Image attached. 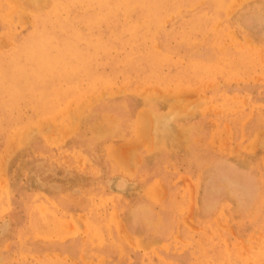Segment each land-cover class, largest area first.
Masks as SVG:
<instances>
[{
	"label": "rangeland",
	"instance_id": "rangeland-1",
	"mask_svg": "<svg viewBox=\"0 0 264 264\" xmlns=\"http://www.w3.org/2000/svg\"><path fill=\"white\" fill-rule=\"evenodd\" d=\"M103 1L0 0V264H264V0Z\"/></svg>",
	"mask_w": 264,
	"mask_h": 264
},
{
	"label": "bare ground",
	"instance_id": "bare-ground-1",
	"mask_svg": "<svg viewBox=\"0 0 264 264\" xmlns=\"http://www.w3.org/2000/svg\"><path fill=\"white\" fill-rule=\"evenodd\" d=\"M102 1H103V0H102ZM103 2H104V1H103ZM106 2H107V0H106ZM118 2H119V1H118ZM229 2H230V1H229ZM229 2H228V3H229ZM116 3H117V2H116ZM159 3H160V2H159ZM219 3H220V2H219ZM224 3H225V1H224ZM228 3H227V4H228ZM106 4H107V3H106ZM139 4H140V3H139ZM225 4H226V3H225ZM83 5H84V4H83ZM101 5H102V4H101ZM103 5H104V4H103ZM184 5H185V4H184ZM193 5H194V4H193ZM228 5H229V4H228ZM106 6H107V5H106ZM111 6H112V5H111ZM134 6L136 7L137 5L135 4ZM138 6H139V5H138ZM160 6H161V4H160ZM226 6H227V5H226ZM70 7H71V6H70ZM115 7H116V6H115ZM123 7H125V5H124ZM142 7H143V5H142ZM165 7H166V5H165ZM65 8H66V7H65ZM145 8H146V7H145ZM154 8H155V7H154ZM222 8H224V7H222ZM132 9H133V6H132ZM140 9H141V8H140ZM152 9H153V8H152ZM213 9H214V8H213ZM218 9H219V8H218ZM74 10H75V9H74ZM118 10H119V9H118ZM141 10H142V9H141ZM148 10H149V9H148ZM150 10H151V9H150ZM153 10H154V13H155V9H153ZM183 10H184V9H183ZM59 11H60V10H59ZM78 11H79V10H78ZM78 11H77V12H78ZM93 11H94V10H93ZM133 11H134V10H133ZM143 11H144V10H143ZM207 11H208V10H207ZM213 11H214V10H213ZM67 12H68V11H67ZM147 12H148V11H147ZM219 12H220V11H219ZM223 12H224V11H223ZM94 13H95V11H94ZM96 13H97V12H96ZM131 13H133V12H131ZM150 13H151V12H149V14H150ZM197 13H198V12H197ZM203 13H205V10H204V12L202 11V14H203ZM146 14H147V13H146ZM152 14H153V13H152ZM71 15H72V14H71ZM71 15H70V16H71ZM187 15H188V14H187ZM194 15H195V14H194ZM197 15H198V14H197ZM207 15H208V13H207ZM214 15H215V14H214ZM78 16H79V15H78ZM121 16H122V15H121ZM127 16H128V15H127ZM129 16H130V15H129ZM191 16H192V15H191ZM200 16H202V15H200ZM203 16H204V15H203ZM203 16H202V18H203ZM215 16H216V15H215ZM215 16H214V17H215ZM76 17H77V16H76ZM205 17H206V16H205ZM66 18H67V17H66ZM129 18H130V17H129ZM142 18H144V17H142ZM159 18H160V17H159ZM194 18H195V17H194ZM198 18H201V17H198ZM198 18H197V19H198ZM216 18H217V17H216ZM154 19H156V18H154ZM181 19H182V18H181ZM195 19H196V18H195ZM213 19H214V18H213ZM55 20H56V19H55ZM199 20H200V19H199ZM114 21H116V20H114ZM146 21H147V19H146ZM146 21H145V23H146ZM188 21H189V20H188ZM190 21H191V20H190ZM192 21H193V20H192ZM194 21H196V20H194ZM200 21H201V20H200ZM205 21H206V20H205ZM140 22H142V21H140ZM197 22H198V20H197ZM210 22H211V21H210ZM38 23H39V22H38ZM114 23H115V22H114ZM206 23H208V22H206ZM50 24H51V23H50ZM188 24H189V23H188ZM135 25H136V23L134 24V26H135ZM138 25H140V23H139ZM150 25H151V24H150ZM162 25H163V24H162ZM193 25H194V24H193ZM193 25H192V27H193ZM208 25H209V24H208ZM77 26H78V25H77ZM196 26H197V25H196ZM96 27H97V26H96ZM132 27H133V26H132ZM132 27H131V28H132ZM201 27H202V26H201ZM113 28H114V27H113ZM137 28H138V27H137ZM152 28H153V27H152ZM50 29H51V28H50ZM108 29H110V28H108ZM128 29L131 30L130 28H128ZM142 29H143V28H142ZM142 29H141V30H142ZM145 29H146V28H145ZM132 30H133V28H132ZM132 30H131V31H132ZM151 30H152V29H151ZM195 30H196V29H195ZM198 30H199V29H198ZM33 31H34V29H33ZM36 31H37V30H36ZM97 31H98V30H97ZM109 31H110V30H109ZM158 31H159V29H158ZM87 32H88V31H87ZM103 32H104V31H103ZM121 32H122V31H121ZM138 32H139V31H137V33H138ZM161 32H162V31H161ZM173 32H175V31H173ZM89 33H90V32H89ZM130 33H131V32H130ZM130 33H129V34H130ZM152 33H153V32H152ZM165 33H166V32H165ZM197 33H198V32H197ZM200 33H201V32H200ZM64 34H65V33H64ZM64 34H63V36H64ZM87 34H88V33H87ZM113 34H114V33H113ZM115 34H116V33H115ZM149 34H150V33H149ZM168 34H169V33H168ZM171 34H172V33H171ZM173 34H174V33H173ZM75 35H76V34H75ZM138 35H139V34H138ZM185 35H186V34H185ZM185 35H184V36H185ZM41 36H42V35H41ZM97 36H98V35H97ZM141 36H142V35H141ZM155 36H156V34L154 35V37H155ZM184 36H183V37H184ZM195 36H196V35H195ZM69 37H70V36H69ZM72 37H73V36H72ZM94 37H95V36H94ZM145 37H146V36H145ZM145 37H144V38H145ZM147 37H148V36H147ZM171 37H172V36H171ZM186 37H187V35H186ZM42 38H43V37H42ZM86 38H87V37H85V39H86ZM91 38H92V37H91ZM91 38H90V39H91ZM125 38H126V37H125ZM184 38H185V37H184ZM188 38H189V37H188ZM103 39H105V38H103ZM127 39H128V38H127ZM142 39H143V38H142ZM154 39H155V38H154ZM167 39H168V37H167ZM170 39H171V38H170ZM198 39H199V37H198ZM61 40H62V39H61ZM63 40H64V39H63ZM68 40H69V39H68ZM77 40H78V39H77ZM110 40H111V39H110ZM138 40H139V39H138ZM145 40H146V39H145ZM178 40H179V37H178ZM182 40H185V42H186L188 39H187V38H186V39H183V38H182L181 41H182ZM192 40H193V39H192ZM58 41H60V40H58ZM72 41L75 42L73 39H72ZM72 41H71V42H72ZM97 41H98V40H97ZM121 41H123V40H121ZM124 41H126V40H124ZM141 41H144V40H141ZM196 41H197V40H196ZM87 42H88V41H87ZM87 42H86V43H87ZM93 42H94V40H93ZM93 42H92V43H93ZM145 42H146V41H145ZM145 42H144V43H145ZM178 42H180V41H178ZM185 42H184V43H185ZM187 42H188V41H187ZM55 43H57V42H55ZM97 43H99V42H97ZM106 43H107V42H106ZM136 43H137V42H136ZM190 43H191V42H190ZM52 44H53V43H52ZM66 44H67V45L69 44L68 41H67ZM71 44H72V43H71ZM113 44H114V43H113ZM130 44H132V43H130ZM164 44H165V43H164ZM192 44H193V43H192ZM213 44H214V43H213ZM62 45H64V44H62ZM94 45H95V43H94ZM107 45H108V44H107ZM69 46H70V45H69ZM74 46H75V43H74ZM95 46H98V45L96 44ZM101 46H102V45H101ZM116 46H117V45H116ZM138 46L140 47V45H138ZM178 46H179V45H178ZM192 46H193V45H192ZM192 46H190V47H192ZM43 47H44V46H43ZM58 47H59V46H58ZM62 47H63V46H62ZM106 47H107V46H106ZM114 47H115V46H114ZM134 47H135V46H134ZM216 47H217V46H216ZM63 48H66V46H64ZM73 48H75V47H73ZM78 48H79V47H78ZM93 48H95V47H93ZM107 48H109V47H107ZM123 48H124V47H123ZM132 48H133V47H132ZM49 49H50V48H49ZM52 49H53V50H54V49L56 50V48H52ZM57 49H59V48H57ZM75 49H76V48H75ZM97 49H98V48H97ZM99 49L101 50L102 47L99 48ZM99 49H98V50H99ZM104 49L107 50V49L105 48V44H104ZM104 49H102V51H103ZM113 49H115V48H113ZM133 49H134V48H133ZM213 49H214V48H213ZM217 49H218V47H217ZM66 50H67V51H68V50L70 51V49H67V48H66ZM71 50H72V49H71ZM78 50H79V49H78ZM93 50H94V49H93ZM118 50H119V49H118ZM135 51H136V49H135ZM19 52H20V51H19ZM94 52H95V51H94ZM107 52H109V51L107 50ZM107 52H106V53H107ZM110 52H111V51H110ZM137 52H138V49H137ZM13 53H14V52H13ZM59 53H60V52H59ZM61 53H63V51H62ZM64 53H65V52H64ZM64 53H63V54H64ZM85 53H86V52H85ZM91 53H92V52H91ZM135 53H136V52H135ZM153 53H154V52H153ZM23 54H24V52H23ZM25 54H26V53H25ZM29 54H30V52H29ZM41 54H42V53H41ZM54 54H55V53H54ZM66 54H67V53H66ZM95 54H96V53H95ZM100 54H101V53H100ZM217 54H218V53H217ZM219 54H220V52H219ZM219 54H218V55H219ZM223 54H224V53H223ZM12 55H13V54H12ZM17 55H18V54H17ZM17 55H16V58H17ZM20 55L22 56L21 53H20ZM55 55H56V54H55ZM55 55H54V57L56 58ZM76 55H79V54H76ZM87 55H89V52L87 53ZM92 55H93V54H92ZM97 55H98V54H97ZM106 55H107V54H106ZM110 55H111V54H110ZM134 55H135V54H134ZM156 55H157V54H156ZM21 56H20V57H21ZM27 56H28V54L26 55V57H27ZM36 56H37V55H36ZM36 56H35V57H36ZM50 56H51V55H50ZM59 56H60V55H59ZM80 56H81V55H79V57H80ZM84 56H85V55H84ZM142 56H143V55H142ZM6 57H7V56H6ZM8 57L10 58V55H9ZM54 57H53V59H54ZM57 57H58V55H57ZM72 57L75 58V57H78V56H75V55H74V56H72ZM85 57L87 58L88 56H85ZM102 57H103V56H102ZM140 57H141V56H140ZM153 57H154V56H153ZM223 57H224V56H222L221 58H223ZM227 57H228V56H227ZM235 57H236V56H235ZM14 58H15V57H14ZM21 58H22V57H21ZM39 58H40V57H39ZM48 58H49V57H48ZM48 58H47V59H48ZM65 58H66V56H65ZM68 58H69V57H68ZM90 58H94V57H90ZM104 58H105V57H104ZM106 58H107V57H106ZM108 58H109V57H108ZM108 58H107V59H108ZM128 58H129V57H127V59H128ZM131 58H132V56L130 57V59H131ZM133 58H134V56H133ZM147 58H148V57H146V59H147ZM157 58H158V57H157ZM157 58H156V59H157ZM238 58H240V57H238ZM2 59H4L5 61L7 60V59H5V58H2ZM10 59H11V58H10ZM42 59H43V58H42ZM77 59H80V58H77ZM81 59H82V58H81ZM83 59H84V58H83ZM88 59H89V58H88ZM94 59H95V58H94ZM127 59H126V61H129V60H130V59H129V60H127ZM13 60H14V59H13ZM56 60L58 61L57 58H56ZM95 60H96V59H95ZM101 60H102V59H101ZM112 60H113V59H112ZM115 60H116V59H115ZM115 60H114V61H115ZM154 60H155V59H154ZM166 60H168V59L166 58ZM229 60H230V59H229ZM229 60H228V61H229ZM231 60H232V59H231ZM0 61H1V60H0ZM2 61H3V60H2ZM2 61H1V62H2ZM17 61H18V60H17ZM35 61H37V60H35ZM39 61H40V60H39ZM57 61H56V62H57ZM60 61H61V60H60ZM70 61H71V60H70ZM75 61L77 62V61H82V60H75ZM85 61H86V60H85ZM97 61H98V60H97ZM97 61H96V62H97ZM110 61H111V60H110ZM237 61H238V60H237ZM6 62H7V61H6ZM44 62H46V61L44 60ZM50 62H51V61H50ZM68 62H69V60L67 61V63H68ZM71 62H72V61H71ZM90 62H91V61H90ZM90 62H89V63H90ZM96 62H95V63H96ZM106 62H107V60H106L104 63L106 64ZM108 62H109V61H108ZM119 62H120V61H119ZM119 62H118V63H119ZM141 62H142V61H141ZM147 62H148V60H147ZM165 62H166V61H165ZM22 63H24V62H22ZM25 63H26V62H25ZM46 63H47V62H46ZM46 63H45V64H46ZM48 63H49V61H48ZM48 63L46 64L47 67H48ZM67 63H66V65H67ZM77 63H78V62H77ZM102 63H103V62H102ZM122 63H123V62H122ZM149 63H150V62H149ZM154 63H155V62H154ZM157 63H159V62L157 61ZM162 63H163V62H162ZM4 64H5V63H4ZM29 64H30V63H29ZM51 64H53V63H51ZM56 64H57V63H56ZM70 64H71V63H70ZM84 64H85V63H84ZM105 64H104V65H105ZM114 64H115V63H114ZM129 64H130V63H129ZM145 64H147V63H145ZM152 64H153V63H152ZM219 64H220V63H219ZM225 64H226V63H225ZM234 64H235V63H234ZM0 65H2V64H0ZM5 65H6V64H5ZM43 65H44V63H43ZM57 65H58V64H57ZM75 65H77V64H74V66H75ZM79 65H80V64H79ZM123 65H124V64H123ZM130 65H131V64H130ZM137 65H138V64H137ZM153 65H154V64H153ZM156 65H157V64H155V66H156ZM226 65H228V64H226ZM237 65H238V64H237ZM2 66H3V65H2ZM6 66H7V65H6ZM27 66H28V64H27ZM64 66H65V65H64ZM82 66H83V64H82ZM99 66H100V65H99ZM102 66H103V65H102ZM105 66H106V65H105ZM155 66H154V67H155ZM158 66H159V65H157V67H158ZM229 66H230V65H229ZM229 66H228V67H229ZM25 67H26V66H25ZM65 67H66V66H65ZM96 67H97V66H96ZM100 67H101V66H100ZM194 67H195V66H194ZM194 67H193V69L196 70L197 67H196V69H195ZM212 67H213V66H212ZM234 67H235V66H234ZM234 67H233V68H234ZM1 68H2V67H1ZM7 68H8V67H7ZM43 68H44V67H43ZM49 68H50V67H49ZM59 68H60V67H59ZM69 68H71V67L69 66ZM91 68H92V67H91ZM155 68H156V67H155ZM205 68H206V67H205ZM205 68H204V69H205ZM230 68H231V67H230ZM45 69H46V68H45ZM50 69H51V68H50ZM54 69H56V67H55ZM63 69H64V68H63ZM63 69H62V70H63ZM65 69H66V68H65ZM65 69H64V70H65ZM73 69H74V68H73ZM84 69H85V68H84ZM157 69H158V68H157ZM198 69H199V67H198ZM198 69H197V70H198ZM208 69H209V67L207 68V70H208ZM46 70H47V69H46ZM70 70H71V69H70ZM75 70H76V69H75ZM75 70H74V72H75ZM85 70H86V69H85ZM158 70H160V69H158ZM200 70H202V69H200ZM205 70H206V69H205ZM3 71H4V70H3ZM29 71H30V70H29ZM37 71H38V70H37ZM41 71H42V70H41ZM51 71H52V69H51ZM51 71H50V72H51ZM57 71H60V70H57ZM66 71H67V69H66ZM71 71H72V70H71ZM79 71H80V70H78V73H79ZM152 71H153V70H152ZM198 71H199V70H198ZM198 71H196V72H198ZM202 71H203V70H202ZM27 72H28V71H27ZM46 72H47V71H46ZM52 72H53V71H52ZM196 72H195V73H196ZM199 72H200V71H199ZM5 73H6V72H5ZM39 73H40V72H39ZM66 73H67V72H66ZM135 73H136V72H135ZM147 73H148V72H147ZM152 73H153V72H152ZM152 73H150V74H152ZM10 74H11V73H10ZM43 74H44V73H43ZM132 74H133V73H132ZM155 74H158V73L155 72ZM4 75H5V74H4ZM28 75L30 76V74H28ZM46 75H47V73H46ZM55 75H58V74H55ZM67 75H68V74H67ZM69 75H70V74H69ZM82 75H83V74H82ZM134 75H135V74H134ZM23 76H24V75H23ZM39 76H40V75H39ZM101 76H103V75H100V77H101ZM4 78H5V77H4ZM77 78H78V77H77ZM86 78H87V77H86ZM86 78H85V79H86ZM187 78H188V77H187ZM0 79H3V78H0ZM5 79H6V78H5ZM30 79H32V78H30ZM46 79H47V78H46ZM50 79H51V78H50ZM85 79H84V80H85ZM93 79H94V78H93ZM95 79H96V78H95ZM99 79H100V78H99ZM103 79H104V78H103ZM44 80H45V78H44ZM104 80H105V79H104ZM3 81H4V80H3ZM18 81H19V80H18ZM21 81H22V80H21ZM21 81H20V82H21ZM85 81H86V80H85ZM87 81H88V80H87ZM89 82H91V81H89ZM92 82H93V80H92ZM44 83H45V82H44ZM1 84H2V83H1ZM19 84H20V83H19ZM24 84H25V83H24ZM38 84H39V83H38ZM47 84H48V83H47ZM76 84H77V83H76ZM76 84H74V85H76ZM1 86H2V85H1ZM30 86H32V85H30ZM39 86H40V85H39ZM2 87H3V86H2ZM8 87H10L9 83H8ZM13 87H14V86H13ZM22 87H24V86H22ZM28 87H29V86H28ZM77 87H78V86H77ZM33 88H35V87H33ZM36 88H37V87H36ZM74 88H75V86H74ZM3 89H4V88H3ZM10 89H11V87H10ZM22 89H23V88H22ZM24 89H25V88H24ZM42 89H43V87H42ZM44 89H45V88H44ZM44 89H43V90H44ZM16 90H17V89H16ZM39 90H40V89H39ZM74 90H75V89H74ZM9 91H10V90H9ZM9 91H8V92H9ZM20 91H21V90H20ZM36 91H38V88H37ZM2 92H3V91H2ZM10 92H11V91H10ZM10 92H9V93H10ZM11 93H13V92H11ZM11 93H10V94H11ZM16 93H17V91H16ZM16 93H15V94H16ZM23 93H24V92H23ZM26 93H27V92H26ZM26 93H24V94H26ZM75 93H76V92H75ZM17 94H18V93H17ZM2 95H5V94L3 93ZM6 95H7V94H6ZM33 95H34V94H33ZM33 95H32V96H33ZM74 95H75V94H74ZM14 96H15V95H14ZM0 97H1V96H0ZM10 97H13V96H10ZM15 97H16V96H15ZM17 98H18V97H16L15 99H17ZM19 98H20V97H19ZM8 99H9V98H8ZM10 99H11V98H10ZM54 100H55V99H54ZM18 101H19V99H18ZM28 101H29V100H28ZM44 101H45V99H44ZM48 101H49V100H48ZM38 102H39V101H38ZM38 102H37V103H38ZM51 102H52V101H51ZM1 103H2V102H1ZM35 103H36V102H34V104H35ZM39 103H40V102H39ZM27 104H28V103H27ZM48 104H49V103H48ZM2 105H4V104H2ZM7 105H8V104H7ZM50 105H52V104H50ZM4 106L7 108L6 105H4ZM8 106H9V105H8ZM13 106H14V105H13ZM52 106H53V105H52ZM14 107L16 108V106H14ZM14 107H13V108H14ZM35 107H37V106H35ZM45 107H46V106H45ZM13 108H12V109H13ZM37 109H38V108H37ZM35 110H36V109H35ZM7 111H8V109H7ZM10 111H11V110H10ZM10 111H9V112H10ZM38 112H39V111H38ZM6 114H7V113H6ZM7 115L9 116V113H8ZM36 115H38V114L36 113ZM1 117H2V116H1ZM9 118H11V117L9 116ZM0 120H1V119H0ZM0 124H1V123H0ZM6 130H7V129H6ZM5 191H6V190H5ZM7 191H8V190H7ZM1 193H2V192H1ZM3 195H4V194H3ZM6 195H7V194H6ZM9 198H10V197H9ZM9 198H7V199L9 200ZM28 201H29V200H28ZM31 202H32V201H31ZM25 203H26V202H25ZM30 205H31V204H30ZM27 208H28V207H27ZM39 208H40V207H39ZM47 209H48V208H47ZM34 210H35V209H34ZM44 210H45V209H44ZM40 212H41V211H40ZM49 212H50V211H49ZM43 213H44V212H43ZM36 220H37V219H36ZM96 221H97V220H96ZM35 223H36V222H35ZM31 224H32V223H31ZM37 224H38V222H37ZM40 225H41V224H40ZM101 227H103V226H101ZM35 229H36V228H35ZM43 229H44V228H43ZM100 230H102V228H101ZM104 231H105V230H104ZM35 232H36V231H35ZM99 233H100V232H99ZM96 243H99V241L96 242Z\"/></svg>",
	"mask_w": 264,
	"mask_h": 264
}]
</instances>
